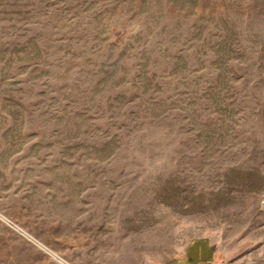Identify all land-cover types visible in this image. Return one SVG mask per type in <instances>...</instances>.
I'll return each mask as SVG.
<instances>
[{
    "label": "rangeland",
    "instance_id": "obj_1",
    "mask_svg": "<svg viewBox=\"0 0 264 264\" xmlns=\"http://www.w3.org/2000/svg\"><path fill=\"white\" fill-rule=\"evenodd\" d=\"M264 264V0H0V264Z\"/></svg>",
    "mask_w": 264,
    "mask_h": 264
},
{
    "label": "crops",
    "instance_id": "obj_2",
    "mask_svg": "<svg viewBox=\"0 0 264 264\" xmlns=\"http://www.w3.org/2000/svg\"><path fill=\"white\" fill-rule=\"evenodd\" d=\"M176 264H216V250L206 239L192 240Z\"/></svg>",
    "mask_w": 264,
    "mask_h": 264
}]
</instances>
